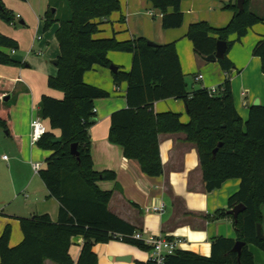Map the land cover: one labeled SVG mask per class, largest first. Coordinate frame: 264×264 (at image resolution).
<instances>
[{"label": "trees", "instance_id": "16d2710c", "mask_svg": "<svg viewBox=\"0 0 264 264\" xmlns=\"http://www.w3.org/2000/svg\"><path fill=\"white\" fill-rule=\"evenodd\" d=\"M65 1L69 12L66 17L58 16L57 9L54 12L51 8L41 16L45 32L59 23L55 31L61 49L58 71L47 81L52 89L62 91L64 98L41 96L38 113L48 131L36 143L51 152L38 174L50 195L60 202L59 218L56 222L48 214L19 218L23 241L14 246L10 241L12 226L7 224L0 235V264H45L46 259L58 264H98L94 245L112 239L149 248L143 240L132 237L137 232L133 225L110 210L113 191L98 186L99 181L116 179L117 174L95 170L92 159L89 130L91 119L97 115L95 100L111 95L104 88L86 83L84 75L97 65L110 68L114 64L108 57L111 50L131 53L133 64L130 71L120 66L118 71H112L117 86L124 81L128 86L127 107L111 114L110 142L122 145L124 155L138 160L144 173L161 176L164 172L159 135L185 132L187 139L197 145L207 191L216 190L229 179L241 180L240 189L228 200V208L219 209L216 215L233 218L239 237H215L209 256L178 250L165 264H255L248 245L253 243L264 250V239L257 233L264 206V104L251 106L247 121H243L234 104L231 73L235 64L228 54L235 41L243 38L251 26L264 21V17L250 10V0H246L243 10L238 9L234 0L225 6L234 15L224 28L211 27L204 21L190 25L187 37L203 58L216 53L219 40L229 45L226 56L218 60L226 79L212 94L206 87L189 89L174 42L150 44L145 37L128 41L95 37L102 19L121 9L120 0ZM149 1L163 13L164 29L183 25V0ZM0 19L8 24L17 22L13 10L2 0ZM233 34L236 39L231 38ZM18 49L16 39L0 32L1 65L23 66L25 62L12 55V50ZM253 54L262 60L264 73V38L255 45ZM167 98L185 101L187 122H182L181 113L155 111L154 102ZM11 121L9 109H0V127L14 135ZM57 129L59 135L54 132ZM58 136L62 140L54 142ZM219 143L222 145L214 153ZM74 144L78 155L72 153ZM241 203L246 208L234 218L229 211ZM76 236H82L84 243L75 262L70 249ZM238 240L246 242L240 254L233 250ZM140 264L155 263L148 260Z\"/></svg>", "mask_w": 264, "mask_h": 264}, {"label": "crops", "instance_id": "0c3cea01", "mask_svg": "<svg viewBox=\"0 0 264 264\" xmlns=\"http://www.w3.org/2000/svg\"><path fill=\"white\" fill-rule=\"evenodd\" d=\"M48 1L49 9L53 1ZM120 1L121 9L99 23L96 38L115 37L119 41H128L145 37L157 44L174 42L190 90L198 87L211 89L224 82L226 75L219 61L209 62L196 53L194 44L187 34L190 25L197 22L204 21L215 28L227 26L234 11L225 6L234 0H183L181 8L185 13L184 23L180 28L170 29L163 28V13L154 8L151 1ZM65 8L67 9L66 1L64 13L61 15L63 17L69 14ZM249 8L264 17V0H250ZM41 16H38L40 20L36 26L34 42L27 51L34 46L36 40H43L39 33L43 28ZM23 20L21 23L25 26L26 20L24 23ZM56 25L58 27L59 23ZM0 26L4 27L2 21ZM23 30L25 29L16 28L12 32L21 34ZM0 31L18 41L19 49L15 53L12 52V55L16 60L25 62L23 66L0 64V109H9L14 134L11 135L7 131L6 134L0 127V235L7 224H10L12 226L10 241L11 246H14L23 241L19 218L36 214H48L55 222L59 218L60 202L50 195L44 180L33 169L34 162L42 164L51 152L31 142V121L39 116L43 94L62 99L64 93L48 85V77L54 76L58 71V66L53 64L54 60L49 64L46 59H42L38 63H33L35 65L29 64L26 58L21 60L18 54L23 46L19 37L1 29ZM231 38L236 39V35L233 34ZM261 38H264V21L251 26L243 38L235 41L228 54L235 64L231 73L234 104L244 122L247 121L254 101L259 99L260 105L264 104L262 60L253 54V49ZM38 54L44 55V50L40 49ZM58 56V52H55L53 58L58 59ZM108 57L122 70H131L133 64L131 53L111 50ZM198 73L203 74L204 78L196 81ZM84 80L86 83L106 89L111 95L95 100L97 120L89 130L95 170L99 172L110 170L117 174L116 179L98 182L102 190L113 191L108 204L110 210L120 219L133 225L137 232L141 231L144 235L182 238L184 242L179 250L193 251L202 256L211 255L212 240L215 237L238 238L235 220L216 215L219 209L228 208V200L240 189L241 180L229 179L216 190L207 191L197 145L187 139L185 132L159 135L164 173L153 177L147 175L142 171L138 160L124 155L122 145L109 140L111 114L127 107L128 83L124 81L117 86L112 70L99 65L88 70ZM8 95L10 99L7 102L4 97ZM153 108L156 112H178L182 114V122L189 120L184 100L176 98L158 100L154 102ZM54 132L56 135L60 134L59 129ZM6 150H13L12 158H4L6 155L3 153ZM161 205L164 206L163 211L155 208ZM262 216L261 225L264 233V206ZM83 243L82 236L73 238L70 254L75 262L80 256ZM248 248L253 252L255 264H264V250L253 243L249 244ZM93 249L98 255V264L146 263L152 254L150 248H139L120 239L96 243ZM124 255L131 258L124 261L117 259ZM45 264L58 263L46 259Z\"/></svg>", "mask_w": 264, "mask_h": 264}, {"label": "rangeland", "instance_id": "374dc122", "mask_svg": "<svg viewBox=\"0 0 264 264\" xmlns=\"http://www.w3.org/2000/svg\"><path fill=\"white\" fill-rule=\"evenodd\" d=\"M52 1H53V5H51L52 11L53 8H56L58 6L59 9L57 10V13L58 16H61L64 13L65 1L63 0H52ZM3 3H5L9 9L13 10L17 22L16 25L8 24L7 22L5 23L3 20L0 19V21L4 23V27L0 26V29L3 30L4 32L7 31L10 33H13L12 31L16 30V28H19L20 30L25 29L23 30L24 32H22L21 34H17L15 32L13 33L19 37L21 44L24 47L20 49L22 51H20L18 54L20 59L21 60H23L24 58L28 59L27 62L29 64L38 63L39 60L42 59H46L50 64L51 61L56 59V57L53 58L54 53L58 52V54H60L61 51L59 49V41L55 33L56 31L55 28L57 27L56 24H54L51 29H49L44 33H43V28H41L39 33L43 36V40H39V39L36 40L34 46L32 47L33 49H35L34 51H32L33 50L32 48L29 49V51H27L28 47L31 46L32 42H34L35 39L36 26L40 20V17L38 16L43 15L45 11L48 10L49 1L48 0H3ZM65 10L67 9L65 8ZM21 15L23 16L22 18ZM22 19L26 20L25 26L21 23ZM6 26H9V28H7ZM40 49L44 50V55L38 54V51ZM189 79L191 80L192 78L189 77ZM3 154H5L8 158H12L13 150H9V151L6 150ZM42 166H45L44 160L42 162Z\"/></svg>", "mask_w": 264, "mask_h": 264}, {"label": "built area", "instance_id": "2783aa9c", "mask_svg": "<svg viewBox=\"0 0 264 264\" xmlns=\"http://www.w3.org/2000/svg\"><path fill=\"white\" fill-rule=\"evenodd\" d=\"M15 53V50H12ZM204 76L201 73H198L197 77L195 78L196 81L203 79ZM209 91L214 94L217 92V87L209 89ZM31 129H32V137L31 142L36 144L41 137L47 133L48 128L43 121V119L39 116L35 117L31 121ZM5 159L8 157L5 156ZM42 168V164L39 162L33 163V169L35 172H38ZM159 211L164 210V206H156L155 207ZM132 237L137 240H143L145 244L150 248L152 252L149 260H152L155 264H165L167 259L176 254L179 250L180 245L184 242L182 238L179 237H167L163 235H144L143 232H135Z\"/></svg>", "mask_w": 264, "mask_h": 264}, {"label": "water", "instance_id": "95a60500", "mask_svg": "<svg viewBox=\"0 0 264 264\" xmlns=\"http://www.w3.org/2000/svg\"><path fill=\"white\" fill-rule=\"evenodd\" d=\"M245 3H246V0H237V7L239 10H243L244 7H245ZM53 11L55 12L56 11V8H53ZM24 23V20L22 21ZM150 44H155V42L153 41H149ZM217 50H216V53H213V55H209V56H206L204 59L209 61V62H213V61H218L219 59H223L227 52H228V49H229V45L226 41H223V40H219L217 42ZM58 63V59H54L53 61V64L57 65ZM110 69L114 72L118 71V66L113 64ZM10 95L8 96H5V101L8 102V100L10 99L9 98ZM260 105V101L259 99H257L256 101H254L253 103V106H259ZM187 108V106H186ZM96 117L91 119V122L92 123H95L96 122ZM62 138L60 136L57 137V139L54 140V142H57V141H61ZM222 143H219V145L216 147V149L214 150V153H216L217 149L219 148V146H221ZM72 153L78 155V152H77V148H76V145L74 144L73 147H72ZM246 206L244 204H239L237 206L234 207V209L230 210L229 213L233 215L234 218H237L238 214L240 212H242L243 210H245ZM257 233L259 235V238L260 239H264V233L262 232V225L261 223H259L257 225ZM246 244V242L244 241H241V240H238L236 243H235V246L233 248L234 251H237L239 254L241 253L242 251V247ZM131 257L128 256V255H124V256H120L118 257L117 259L118 260H121V261H124V260H129Z\"/></svg>", "mask_w": 264, "mask_h": 264}]
</instances>
